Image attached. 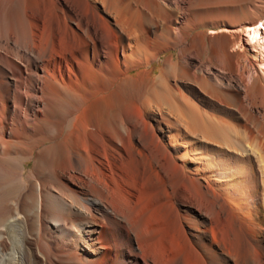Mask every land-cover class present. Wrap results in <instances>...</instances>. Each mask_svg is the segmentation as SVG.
I'll use <instances>...</instances> for the list:
<instances>
[{"label":"bare ground","instance_id":"bare-ground-1","mask_svg":"<svg viewBox=\"0 0 264 264\" xmlns=\"http://www.w3.org/2000/svg\"><path fill=\"white\" fill-rule=\"evenodd\" d=\"M198 3L0 0V264H264V0Z\"/></svg>","mask_w":264,"mask_h":264},{"label":"rangeland","instance_id":"rangeland-1","mask_svg":"<svg viewBox=\"0 0 264 264\" xmlns=\"http://www.w3.org/2000/svg\"><path fill=\"white\" fill-rule=\"evenodd\" d=\"M240 1H242V0H199V5L203 8V9H208V8H217V7H220L221 5H224V7H231V6H237V5H239V2ZM264 19H262L261 21H259V22H262ZM259 22H257L256 24H258ZM255 24V25H256ZM252 26H254V25H250V26H244V27H252ZM244 27H240V28H237V29H235V30H233V31H231L230 32V34H232V36H237L238 37V41H237V44L231 49V52H233V53H235V52H242L245 48H247V44H246V42H245V40L243 39V37H244V34H243V32H244V30H243V28ZM246 29V28H245ZM209 34L210 35H219V34H221V31H215L214 33H212V32H209ZM261 37V36H260ZM263 39H264V36H263ZM263 39H260V41L262 40V41H264ZM251 52H254V51H252L251 50ZM171 56H175V54L174 53H172V52H168V53H166V54H164V55H162L152 66H151V69H152V73L150 74V77L151 78H154L156 75H157V73H158V71H159V69L161 68V66H162V62L165 60V59H167V58H169V57H171ZM259 59H261V57H259ZM255 67H256V70L259 72V73H261V71L259 70V69H261V68H259V66L257 65H255ZM258 67V68H257ZM263 70H264V67L262 68ZM199 96V95H198ZM200 97V96H199ZM222 109L220 108V111H221ZM225 112H229V111H227V110H225Z\"/></svg>","mask_w":264,"mask_h":264}]
</instances>
